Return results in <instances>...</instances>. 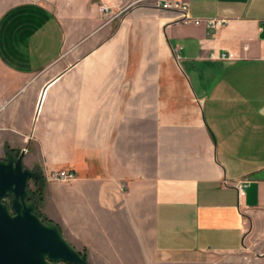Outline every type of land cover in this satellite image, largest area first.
<instances>
[{
  "label": "crops",
  "instance_id": "1",
  "mask_svg": "<svg viewBox=\"0 0 264 264\" xmlns=\"http://www.w3.org/2000/svg\"><path fill=\"white\" fill-rule=\"evenodd\" d=\"M164 3L0 0V159L89 264H264V0Z\"/></svg>",
  "mask_w": 264,
  "mask_h": 264
},
{
  "label": "water",
  "instance_id": "2",
  "mask_svg": "<svg viewBox=\"0 0 264 264\" xmlns=\"http://www.w3.org/2000/svg\"><path fill=\"white\" fill-rule=\"evenodd\" d=\"M24 157L8 152L0 161V264H89L58 225L43 220L29 191L41 174L27 169Z\"/></svg>",
  "mask_w": 264,
  "mask_h": 264
},
{
  "label": "built area",
  "instance_id": "3",
  "mask_svg": "<svg viewBox=\"0 0 264 264\" xmlns=\"http://www.w3.org/2000/svg\"><path fill=\"white\" fill-rule=\"evenodd\" d=\"M165 0H161L160 3L157 4V6L159 8L161 7H166V8H175V9H179L183 14H187L188 12V5L186 3H183L181 5H173V4H163ZM221 22H216L214 20L212 21H209L208 24L210 26H219ZM223 59L226 58V55H223L222 56ZM76 177H75V174L73 173H68V172H61V173H53L51 175V180L52 181H55V182H71L73 180H75ZM248 186L247 184H239V190L242 191L244 189V187Z\"/></svg>",
  "mask_w": 264,
  "mask_h": 264
},
{
  "label": "rangeland",
  "instance_id": "4",
  "mask_svg": "<svg viewBox=\"0 0 264 264\" xmlns=\"http://www.w3.org/2000/svg\"><path fill=\"white\" fill-rule=\"evenodd\" d=\"M20 1H23V0H5V5H7V4H13V3H18V2H20ZM153 2H155L156 4V7L157 8H159L158 6H157V4L158 3H160L161 2V0H152ZM162 8V7H161ZM101 11H105V12H107V9L105 8V7H103L102 9H101ZM8 152H13V153H17V154H21L22 152H20V153H18V152H14V151H11V150H7V152H6V156H4L3 157V159H0V161H6L7 160V157H8ZM32 171V170H31ZM33 172H36V171H33ZM61 172H68V173H73V174H75V172H73V171H69V170H62V171H56V172H53V173H61ZM39 173V172H38ZM52 173V174H53ZM51 174V175H52ZM51 175H50V177H49V179L51 180ZM75 177H77L76 176V174H75ZM34 181L35 180H32L31 182H30V187H29V191H30V193L32 194V196H33V193H32V191H34L36 188H35V186H34ZM43 181V177H42V175H41V180H39V182H42ZM52 181V180H51ZM74 181V180H73ZM52 182H55V181H52ZM72 182V181H71ZM58 183H70V182H58ZM33 199L36 201V203H37V206H38V210H39V207H40V204H41V202L39 203L38 202V200L36 199V198H34V196H33ZM9 202V200L7 199L6 200V203H8ZM39 212H40V210H39ZM41 213V212H40ZM41 216H42V214H41ZM42 218H43V220H45V221H49L48 219H46L45 217H43L42 216ZM82 254V253H81ZM84 255V254H83ZM86 256V255H85ZM87 258V257H86ZM88 261V260H87Z\"/></svg>",
  "mask_w": 264,
  "mask_h": 264
},
{
  "label": "trees",
  "instance_id": "5",
  "mask_svg": "<svg viewBox=\"0 0 264 264\" xmlns=\"http://www.w3.org/2000/svg\"><path fill=\"white\" fill-rule=\"evenodd\" d=\"M35 190L32 191L34 198L38 200V202H42L43 199V184L39 181H34Z\"/></svg>",
  "mask_w": 264,
  "mask_h": 264
}]
</instances>
